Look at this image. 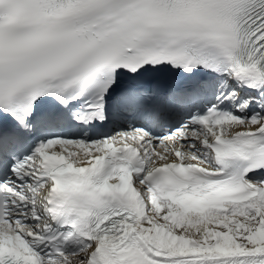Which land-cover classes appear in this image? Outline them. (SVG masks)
I'll list each match as a JSON object with an SVG mask.
<instances>
[{
    "label": "snow or ice",
    "instance_id": "obj_1",
    "mask_svg": "<svg viewBox=\"0 0 264 264\" xmlns=\"http://www.w3.org/2000/svg\"><path fill=\"white\" fill-rule=\"evenodd\" d=\"M0 264H264V0H0Z\"/></svg>",
    "mask_w": 264,
    "mask_h": 264
}]
</instances>
